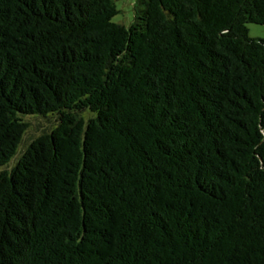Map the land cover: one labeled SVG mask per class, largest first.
I'll return each mask as SVG.
<instances>
[{
    "label": "trees",
    "instance_id": "1",
    "mask_svg": "<svg viewBox=\"0 0 264 264\" xmlns=\"http://www.w3.org/2000/svg\"><path fill=\"white\" fill-rule=\"evenodd\" d=\"M134 7L0 0V264H264V0Z\"/></svg>",
    "mask_w": 264,
    "mask_h": 264
},
{
    "label": "rangeland",
    "instance_id": "2",
    "mask_svg": "<svg viewBox=\"0 0 264 264\" xmlns=\"http://www.w3.org/2000/svg\"><path fill=\"white\" fill-rule=\"evenodd\" d=\"M115 4L119 10V14L113 19L117 24L125 25L129 27L135 18V3L137 0H114ZM249 35L253 38L264 39V25H248ZM53 120V119H51ZM50 122L43 120L32 121L31 130L26 137V144L36 135H38L42 128L49 126ZM25 144V145H26Z\"/></svg>",
    "mask_w": 264,
    "mask_h": 264
}]
</instances>
